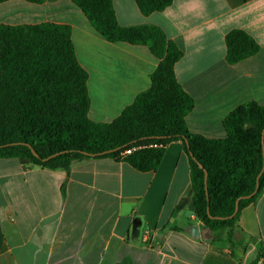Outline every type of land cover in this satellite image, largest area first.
Returning a JSON list of instances; mask_svg holds the SVG:
<instances>
[{
	"label": "crops",
	"instance_id": "1",
	"mask_svg": "<svg viewBox=\"0 0 264 264\" xmlns=\"http://www.w3.org/2000/svg\"><path fill=\"white\" fill-rule=\"evenodd\" d=\"M121 26L154 25L183 52L175 65L194 100L186 116L193 134L227 136L224 119L240 105H264V0H174L144 15L135 0H114ZM54 23L71 28L88 73L89 118L110 123L151 87L158 67L148 46L107 41L71 0L0 2V25ZM251 35L260 51L228 63L225 37ZM188 154L166 147L155 171L140 172L112 158L75 162L68 170L25 167L0 158V264H250L264 245V192L246 207L239 228L252 240L230 249L196 219ZM198 225L199 238L191 235ZM237 233V238H240ZM147 240V241H146ZM257 264H262L259 261Z\"/></svg>",
	"mask_w": 264,
	"mask_h": 264
},
{
	"label": "trees",
	"instance_id": "2",
	"mask_svg": "<svg viewBox=\"0 0 264 264\" xmlns=\"http://www.w3.org/2000/svg\"><path fill=\"white\" fill-rule=\"evenodd\" d=\"M71 1L107 41L149 47L160 60L151 75V87L112 122H94L88 116V73L78 62L71 28L54 23L0 25V158H16L25 167L51 170H68L84 159L112 158L150 172L159 167L167 145L181 141L190 160L192 195L180 208L192 201L198 221L217 232L219 240H224L226 232L224 241L230 249L245 250L252 239L238 222L242 211L262 196L264 172L259 190L241 199L237 214L230 216L236 201L255 191L262 171L264 105L249 102L233 110L223 122L224 139L191 133L186 116L194 100L175 75V65L183 56L176 43L154 25L121 26L114 0ZM135 1L142 14L150 15L164 11L174 0ZM225 41L230 64L260 51L259 43L244 30L230 31ZM259 261L264 264L263 243L250 264Z\"/></svg>",
	"mask_w": 264,
	"mask_h": 264
},
{
	"label": "water",
	"instance_id": "3",
	"mask_svg": "<svg viewBox=\"0 0 264 264\" xmlns=\"http://www.w3.org/2000/svg\"><path fill=\"white\" fill-rule=\"evenodd\" d=\"M262 146H263V158H264V129H263V132H262ZM0 148H1V147H0ZM30 148H31L33 154H34L36 157H38V154L36 153V151H35L32 147H30ZM112 151H113V150H111V151H106V152H104V154L109 153V152H112ZM84 154L88 155V153H84ZM54 156H55V155H54ZM91 156H92V157H95V155H91ZM51 157H53V156H51ZM51 157L44 159V161L49 160ZM199 167L202 168L201 165H199ZM263 172H264V163H263L262 171L260 172V174H259L258 177H257V184H256V189H255V191H254L252 194H250V195H248V196L241 197V198H239V199L236 201L235 211H234V213L230 216L231 218L234 217V216L237 214V212H238V210H239V202H240V200H241V199H247V198H251V197H253V196L255 195V193L259 190V180H260V177H261V175H262ZM207 178H208V173H207V171H205V189H206V194H207V198H208V192H207ZM210 217L213 218L212 216H210ZM191 235H192L193 237H195V238H199V237H200V234H199V227H198V225H193V226L191 227Z\"/></svg>",
	"mask_w": 264,
	"mask_h": 264
},
{
	"label": "built area",
	"instance_id": "4",
	"mask_svg": "<svg viewBox=\"0 0 264 264\" xmlns=\"http://www.w3.org/2000/svg\"><path fill=\"white\" fill-rule=\"evenodd\" d=\"M126 153H127V154L131 153V150H128ZM146 241H147V240H146Z\"/></svg>",
	"mask_w": 264,
	"mask_h": 264
}]
</instances>
